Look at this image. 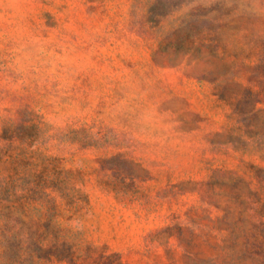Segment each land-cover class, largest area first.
<instances>
[{
	"label": "rangeland",
	"instance_id": "374dc122",
	"mask_svg": "<svg viewBox=\"0 0 264 264\" xmlns=\"http://www.w3.org/2000/svg\"><path fill=\"white\" fill-rule=\"evenodd\" d=\"M0 264H264V0H0Z\"/></svg>",
	"mask_w": 264,
	"mask_h": 264
}]
</instances>
